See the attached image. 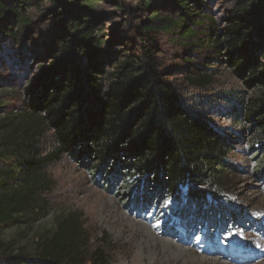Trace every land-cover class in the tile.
I'll return each mask as SVG.
<instances>
[{"label": "trees", "instance_id": "16d2710c", "mask_svg": "<svg viewBox=\"0 0 264 264\" xmlns=\"http://www.w3.org/2000/svg\"><path fill=\"white\" fill-rule=\"evenodd\" d=\"M122 2L0 0V35L15 45L33 10L44 8L52 19L38 57L42 64L21 92V111L0 116V261L5 264H113L114 246L101 239L92 249L76 212L58 215L29 248L2 237L4 229L28 224L41 212L40 195L49 188L44 170L61 156L87 168L96 185H119L139 208L182 187L200 201L203 192L220 193L227 186L235 170L229 161L234 143L168 81L160 69L158 36L199 53L200 46L209 48L246 87L257 89L254 98L240 100L234 118L250 122L264 147V0H234L220 27L202 13L200 0ZM109 6L137 22L132 47L119 50L116 41L101 37L115 14L105 10ZM212 78L194 72L185 81L188 88L201 89ZM45 130L55 142L46 156L38 145ZM134 179L140 184L136 189ZM187 213L196 219L189 210L181 219ZM212 214L203 217L220 227Z\"/></svg>", "mask_w": 264, "mask_h": 264}, {"label": "rangeland", "instance_id": "374dc122", "mask_svg": "<svg viewBox=\"0 0 264 264\" xmlns=\"http://www.w3.org/2000/svg\"><path fill=\"white\" fill-rule=\"evenodd\" d=\"M135 2L125 0L122 3ZM233 4L234 0H200V10L220 27L229 17ZM105 10L115 14L104 25L105 32L101 36L104 42L116 41L114 46L119 50L132 47L137 22L116 13L112 6ZM51 22L44 8L35 9L28 15L25 28L18 33L19 45L0 35V116L21 111L24 101L21 92L42 64V58L38 57ZM207 36L204 34L203 38ZM157 39L161 49L160 69L168 81L178 87L183 97L192 101L193 108L215 130L234 143L229 161L235 170L228 175L224 190L215 194L203 192V200L199 201L193 196L191 200L187 188L182 187L174 196L162 194L159 197L156 193L152 199L154 202L159 197L156 204L139 208L119 185L110 187L104 182L103 186L96 185L87 168L61 156L44 170L49 188L40 195L41 212L31 217L28 224L4 229V239L29 248L32 238L50 230L58 215L76 212L81 215L92 249L100 245L101 239L114 246L113 264H132L137 244L146 238L137 226L133 230L127 224L130 220L205 261L216 260L222 264L264 262V173H261L264 171V147L258 146L250 122L234 118L236 111L242 108L240 100L254 98L257 89L246 87L223 58L214 55L209 48L200 46L199 53L185 48L183 43L174 42L171 37L158 36ZM194 72L212 75V84L201 89L188 88L186 76ZM38 142L45 156L55 149L53 135L48 130L43 131ZM137 186H140L139 181L134 179L132 189ZM139 192H135L133 199L138 198ZM185 210L192 212L196 219L188 218V213L181 219ZM211 211L220 227L212 226L203 217ZM156 253L158 257L154 264H160V246L156 247Z\"/></svg>", "mask_w": 264, "mask_h": 264}, {"label": "bare ground", "instance_id": "6f19581e", "mask_svg": "<svg viewBox=\"0 0 264 264\" xmlns=\"http://www.w3.org/2000/svg\"><path fill=\"white\" fill-rule=\"evenodd\" d=\"M127 224H129L133 230L137 226L146 237L137 244V247L131 258L132 264H146L145 261L147 264H154L158 257L156 253L157 246H160L162 249V257L159 260L160 264H178L179 262H182L183 264H188L190 262H199V264H222L216 260L205 261V259L195 256L190 250L186 248L174 245L172 242L166 239H160L154 236L153 233L144 225H136L134 221L132 222L131 220L128 221ZM261 264H264V262Z\"/></svg>", "mask_w": 264, "mask_h": 264}]
</instances>
